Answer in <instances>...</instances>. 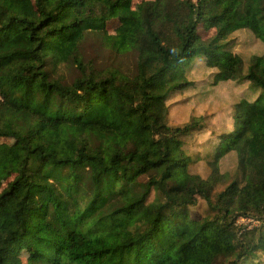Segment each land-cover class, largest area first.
<instances>
[{
    "label": "trees",
    "instance_id": "obj_1",
    "mask_svg": "<svg viewBox=\"0 0 264 264\" xmlns=\"http://www.w3.org/2000/svg\"><path fill=\"white\" fill-rule=\"evenodd\" d=\"M0 0V264H245L264 259V0ZM112 26L119 27L116 32ZM96 42L133 69L85 61ZM197 61L247 82L207 176L168 123L169 97ZM77 69L72 81L66 75ZM236 175L222 173L227 157ZM194 167V166H193ZM204 201L210 215L193 217ZM262 221L244 230L238 218ZM260 253V254H259ZM259 254V255H256ZM23 256L22 262L12 258Z\"/></svg>",
    "mask_w": 264,
    "mask_h": 264
},
{
    "label": "rangeland",
    "instance_id": "obj_2",
    "mask_svg": "<svg viewBox=\"0 0 264 264\" xmlns=\"http://www.w3.org/2000/svg\"><path fill=\"white\" fill-rule=\"evenodd\" d=\"M158 0H134V8L142 10L146 7H152ZM23 4L28 13L34 12L33 0H23ZM119 27L112 26V31L116 32ZM230 48L233 53L241 56L248 64L253 56H259L264 53V44L256 39L248 31L237 32L230 36ZM85 61L93 58L99 67L115 66L123 72H130L133 69V60L130 57L116 59L113 54L100 48L99 44L90 41L84 45ZM216 70L207 68L205 63L197 61L196 64L188 70L187 79L189 85L173 93L167 103L169 107L168 123L170 126H184L192 117L196 118L200 130H195L190 136L185 138L186 151L195 162L192 165V172L199 171L202 177L207 176V169L210 167L211 155L214 153L216 145L219 142L220 135L232 128L234 105L242 99L252 101L256 98L257 92L250 90V84L247 82H220L214 80ZM66 75L72 81L80 73L77 69L66 72ZM6 143L0 144V152L5 151ZM221 166L222 173L230 178L226 180L223 190L230 180L236 175V162L232 157L223 160ZM194 166V167H193ZM5 177L0 178V188L4 183ZM207 205L204 201L199 202L196 208H191L193 217H204L210 215ZM251 219V218H248ZM258 220V219H251ZM251 229L259 228L256 223ZM242 228V227H241ZM249 229V230H251ZM260 254V253H259ZM256 254V255H259ZM12 261L23 262L25 257L19 256L11 259ZM226 258L219 259L216 264H226ZM245 264H264L263 257L256 256L252 262Z\"/></svg>",
    "mask_w": 264,
    "mask_h": 264
},
{
    "label": "built area",
    "instance_id": "obj_3",
    "mask_svg": "<svg viewBox=\"0 0 264 264\" xmlns=\"http://www.w3.org/2000/svg\"><path fill=\"white\" fill-rule=\"evenodd\" d=\"M251 223H256L255 226H261L262 225L261 220L255 221V220H251V219L244 218V217L238 218L236 225L238 227H242V229H244V230H249L254 226V224L252 225Z\"/></svg>",
    "mask_w": 264,
    "mask_h": 264
}]
</instances>
